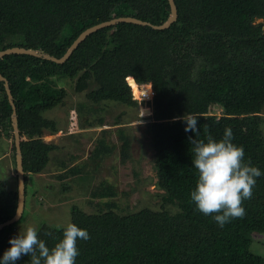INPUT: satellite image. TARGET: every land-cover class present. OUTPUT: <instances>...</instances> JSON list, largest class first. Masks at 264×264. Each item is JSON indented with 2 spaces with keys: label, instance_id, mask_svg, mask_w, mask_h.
I'll use <instances>...</instances> for the list:
<instances>
[{
  "label": "trees",
  "instance_id": "16d2710c",
  "mask_svg": "<svg viewBox=\"0 0 264 264\" xmlns=\"http://www.w3.org/2000/svg\"><path fill=\"white\" fill-rule=\"evenodd\" d=\"M146 1L148 5L137 7L133 0H0V51L23 46L61 57L82 31L113 17L132 15L164 23L169 1ZM175 2L178 18L170 27L120 22L101 28L64 63L18 53L0 58V72L10 82L17 107L26 183L28 175L45 170L50 153L58 148L44 140L46 134L63 129L44 116L68 94L56 85V77L74 79L78 92L95 80L98 88L87 96L96 102L138 107L130 85L134 83L137 97L149 94L141 88L145 85L154 91L146 132L155 150L156 185L165 192L163 209L123 213L116 203L106 202L104 210L86 212L72 206L70 222L89 234L87 240L77 241L75 264H264V257L251 249L254 234L264 233V175L256 178L251 198L242 201L245 215L224 227L197 211L189 196L197 179L189 137L220 139L229 127L245 160L264 172V0ZM186 114L197 117V137L184 130ZM11 115L0 80V138L13 136ZM120 139L121 158L127 160L131 139L125 134ZM13 149L16 158L14 138ZM112 151L114 146L100 139L90 159L101 160ZM83 168L73 166L62 174L79 175ZM17 181L16 175L11 189L0 182V223L16 212ZM115 194L105 186L91 196L99 197V204ZM21 218L0 230V254L9 247ZM63 226L42 223L39 238L51 248ZM17 264H30V257H21Z\"/></svg>",
  "mask_w": 264,
  "mask_h": 264
},
{
  "label": "rangeland",
  "instance_id": "374dc122",
  "mask_svg": "<svg viewBox=\"0 0 264 264\" xmlns=\"http://www.w3.org/2000/svg\"><path fill=\"white\" fill-rule=\"evenodd\" d=\"M133 3L137 7L148 5L146 0H133ZM259 21L261 19L256 22ZM55 82L57 86L65 87L68 94L63 104L46 111L44 116L56 120L63 129L56 134H46L44 140L53 141L58 148L50 153L45 170L28 175L24 216L16 224L14 236L27 226L38 231L42 223L67 225L71 221L72 206L86 212L104 210L106 202L116 203V210L123 213L143 208L163 209L165 192L156 185L155 150L146 132L153 112V97H137L132 83L130 87L132 95L139 101L138 107L113 100L96 102L87 96L98 88L95 80H91L82 92L75 90L72 78L56 77ZM120 134L131 139V156L127 160L121 158ZM12 135L4 134L0 138V182L8 189L15 187L17 175L14 131ZM100 139L114 146V151L101 160L90 159ZM78 165L84 166L81 174H62L68 172H64L65 169ZM105 186H111L116 194L103 197V203L101 200L98 204L100 198H93L91 193L97 187ZM165 208L175 211L171 204H165ZM251 249L264 257V233L254 234Z\"/></svg>",
  "mask_w": 264,
  "mask_h": 264
},
{
  "label": "clouds",
  "instance_id": "9594fccd",
  "mask_svg": "<svg viewBox=\"0 0 264 264\" xmlns=\"http://www.w3.org/2000/svg\"><path fill=\"white\" fill-rule=\"evenodd\" d=\"M183 119L185 132L191 131L197 137V117L186 114ZM189 140L193 154L191 164L197 175L189 196L196 210L210 215L220 227L232 218L243 217L242 201L251 198L256 178L264 172L245 160L244 149L232 142L229 127L224 129L220 139L209 136L204 140L192 137ZM88 238L86 229L69 222L63 226L61 238L49 248L39 238L37 229L27 226L9 238V247L0 254V264H17L21 257H30V264H75L79 255L77 241Z\"/></svg>",
  "mask_w": 264,
  "mask_h": 264
},
{
  "label": "water",
  "instance_id": "95a60500",
  "mask_svg": "<svg viewBox=\"0 0 264 264\" xmlns=\"http://www.w3.org/2000/svg\"><path fill=\"white\" fill-rule=\"evenodd\" d=\"M168 1L170 4V14H169L168 19L160 25L152 24L148 21H145L143 19H140L132 15H123V16L113 17L109 20L94 24L86 28L84 31H82L78 35V37L72 42V44L67 48L66 52L61 57L50 55L49 53L43 52L36 48L13 46V47H9L4 50H1L0 58L7 54L18 53V54H28V55H33L36 57H41L44 59L54 61L56 63H64L73 53V51L78 47V45L84 39H86L87 36H89L90 34H92L93 32L101 28L115 26L120 22H127V23L139 24L143 26H150L153 29H166L170 27L171 24L175 22L178 18V7L176 5L175 0H168ZM0 80L3 81L4 83L9 102L12 106L11 118H12L14 141H15V147H16V158L15 159H16L17 176H18V181H17L18 203H17L16 212L13 215V217L0 223V230H1L4 226L10 225L18 221L23 215V212L25 209V199H26V180H25V171H24V166H23V153H22V148H21V134H20V129L18 125L17 107L14 101L11 88H10V82L5 76L2 75L1 72H0Z\"/></svg>",
  "mask_w": 264,
  "mask_h": 264
},
{
  "label": "built area",
  "instance_id": "2783aa9c",
  "mask_svg": "<svg viewBox=\"0 0 264 264\" xmlns=\"http://www.w3.org/2000/svg\"><path fill=\"white\" fill-rule=\"evenodd\" d=\"M143 88H145V89H148L149 90V94L146 96V95H142V98L143 99H150V97L152 98L153 96H154V91H153V89H152V86L151 85H145ZM153 94V95H152ZM74 120L75 121H77V119L76 118H74ZM75 121H73V122H75Z\"/></svg>",
  "mask_w": 264,
  "mask_h": 264
}]
</instances>
